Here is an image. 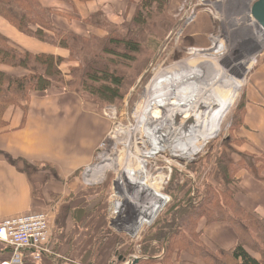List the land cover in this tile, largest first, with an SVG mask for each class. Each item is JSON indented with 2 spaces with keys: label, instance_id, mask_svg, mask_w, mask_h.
<instances>
[{
  "label": "rangeland",
  "instance_id": "obj_1",
  "mask_svg": "<svg viewBox=\"0 0 264 264\" xmlns=\"http://www.w3.org/2000/svg\"><path fill=\"white\" fill-rule=\"evenodd\" d=\"M45 1L59 2L43 0L41 5ZM165 1L159 8L152 5V10H149L151 16L144 26L134 23L138 13L144 17L146 12L137 0L128 1L126 12L118 15L116 22H111L104 14L100 15L98 11L101 9L92 12L91 23L98 28H90L99 33L84 37H129L139 46L131 59L134 63L130 69L120 66L127 80L118 90L120 97L117 99H109L112 102H108L82 89L74 92L78 89L74 76L78 75L79 62L66 61L60 66L66 75L65 81L74 84L68 91H60L80 96L84 110L100 120L98 136L91 138L92 134L86 136L84 133L83 137L92 143L96 137L101 139L93 151L91 162L66 181L60 180L48 166L23 164L22 170L32 178V195L38 205L36 211L31 212H44L49 216L50 243L58 240V229L63 226L61 223L65 217L73 221V227H77V230L72 229V234L78 233L82 253H85L82 259L61 253L60 257L52 256L50 264H183V256L192 258L194 264H204L192 255L194 253L187 243L174 245L172 241L179 236L184 242L214 252L201 240L202 227L210 225L206 223L205 216L198 215L194 222L190 219L182 224L181 208L187 207V203L200 207L203 201L206 203L213 196L220 202H225L226 196L230 202H236L238 177L243 168L253 167L255 158L264 157L258 151H252L243 131L246 93L252 86L254 73L264 64V30L251 16V8L258 0H209L203 5H199L197 0ZM73 5L75 7V0ZM48 9L58 12L57 15L64 11L70 17L76 16V7L72 11L63 2ZM0 22L6 25L3 32L14 44L16 39L10 30L13 28H8L9 25L1 18ZM8 46L14 47L10 42ZM89 46L96 50L97 42L90 41ZM167 62L193 63L210 78L216 75L217 70H223L236 86L223 89L230 97L213 125V132L201 145L196 146L197 142L192 139L191 153L183 158L173 154L167 160L170 166L163 159L153 162L158 164L154 167L158 168L154 175L158 177V191L153 188L155 182L152 181L149 183L152 198L144 196L142 199L149 201V207L156 208L157 212L146 219L144 211L140 213L136 205L141 199L138 191L145 188V183L143 179L133 177L136 166L130 164L128 158L132 154L128 120L136 113L147 88L158 83V69ZM23 106L22 101L20 108H16L22 110ZM149 112L150 117L157 116L156 110ZM178 120L174 119V126ZM104 129L107 130L105 133ZM224 167L227 169L225 175L222 173ZM260 175L264 177V170ZM74 180L76 189L88 190V195L73 199L57 193ZM70 220L67 223H71ZM143 220L146 223H142ZM48 250L51 254V249ZM55 252L58 255V251Z\"/></svg>",
  "mask_w": 264,
  "mask_h": 264
},
{
  "label": "crops",
  "instance_id": "obj_2",
  "mask_svg": "<svg viewBox=\"0 0 264 264\" xmlns=\"http://www.w3.org/2000/svg\"><path fill=\"white\" fill-rule=\"evenodd\" d=\"M59 3L45 1L42 2V6L55 8ZM127 4L128 0H96L88 3L75 1L77 18L68 20L61 14L54 16L52 23L61 31L81 36L97 34L99 32L84 25L82 21L95 10L101 9L108 20L116 22L118 15L122 16L126 12ZM61 13L69 15L64 11ZM4 26L6 25L0 22V34L2 33V36L20 50L32 54H51L64 59L68 56L67 51L27 37L9 25L8 28H13L10 30L16 39L13 40L16 43L14 45L9 36L3 32ZM12 34L10 33L11 36ZM1 70L17 77L26 74L21 69L2 67ZM251 85L246 93L243 131L252 151L256 150L264 155V64L254 73ZM81 101V97L74 93L49 90L44 93H32L25 112L19 108H9L4 113L3 121L6 127L0 131V220L36 211L38 208L32 195V178L22 170L23 164L48 166L56 172L60 180L66 181L91 162L93 151L101 138L96 137L95 142L92 143L88 138L85 139L83 134L87 133L86 136L92 134L91 138L96 136L100 120L85 111ZM105 131L107 130L104 129L103 132ZM238 179L236 202L247 212L264 218V182L257 180L245 170L240 173ZM76 188L74 180L66 184L64 189L57 190V193L73 199L84 197L82 193L85 191ZM64 219L61 223L63 226L60 225L62 227L58 229L60 230L59 235L56 236L58 240L55 239L49 245V249L54 254L52 252L47 254L40 264H50V258L60 257L61 253L79 256L78 259L83 258L85 253H82L78 233L72 234V229L77 230V227H73V221L70 219L65 217ZM69 220L71 223H67ZM201 231L202 243L211 251L231 253L237 245V235L228 223L204 225ZM54 249L58 251V255H55ZM10 254V250L0 244V264L8 262ZM253 256L257 260L260 259L258 254ZM181 260L184 261L183 264L195 262L185 256L181 257ZM24 264L34 263L25 257Z\"/></svg>",
  "mask_w": 264,
  "mask_h": 264
},
{
  "label": "trees",
  "instance_id": "obj_3",
  "mask_svg": "<svg viewBox=\"0 0 264 264\" xmlns=\"http://www.w3.org/2000/svg\"><path fill=\"white\" fill-rule=\"evenodd\" d=\"M41 1L43 0H0V18L27 37L67 51L68 57L64 59L51 54H32L16 47H9L8 39L0 34V131L6 127L3 121L4 113L9 108L19 107L22 101L24 103L22 111L25 112L32 93H44L52 89L68 91L70 85L77 84L78 89L74 92L78 93L82 89L92 96L112 102L111 100L120 97L117 94L118 90L123 88L127 80L123 68L130 69L134 63L132 62L134 60H131L133 54L139 49V46L129 37L96 39L61 31L52 23L53 17L58 12L44 8ZM57 1L66 3L72 11H75L74 0ZM75 1L88 3L96 0ZM137 1L140 8L146 11L144 17L139 13L136 15L134 23L138 26H144L147 22L151 16L149 10L152 5L155 4L159 8V5L167 2L165 0ZM98 12L103 16L101 11ZM59 14L66 16L68 20L77 18L61 12ZM92 15L90 14L82 23L95 28L97 26L91 23ZM93 40L97 42L96 50H91L89 46L90 41ZM112 56L120 59L116 57L114 59ZM75 60L79 62L78 70H76L78 75L74 76L75 83L70 84L65 81L66 75L62 73L60 66L66 61ZM120 66L123 68L121 69ZM2 67L21 69L26 74L21 77L12 76L3 72ZM111 86L115 87L111 88ZM259 158L254 159L253 167L247 166L243 170L264 182V177L260 175L264 170V157ZM222 169L225 175L227 169L226 167ZM214 197L207 199L206 203L203 201L200 207L187 203V207L181 208L182 224L190 219L194 222L198 215L205 216L207 224L228 223L237 235L235 249L231 253L223 251L211 253L201 247L193 246L188 241L184 242V239L179 236L172 239L174 245L187 243L194 253L192 255L204 264H264V218L247 212L235 201L230 202L227 196L224 197L225 202H220ZM170 224L173 222L171 221ZM253 254H258L260 259L257 260Z\"/></svg>",
  "mask_w": 264,
  "mask_h": 264
},
{
  "label": "bare ground",
  "instance_id": "obj_4",
  "mask_svg": "<svg viewBox=\"0 0 264 264\" xmlns=\"http://www.w3.org/2000/svg\"><path fill=\"white\" fill-rule=\"evenodd\" d=\"M167 63L158 69V83L147 88L136 113L128 120L129 147L133 154L128 158L130 164L136 166L133 177L145 183V188L138 191L141 199L136 205L140 213L144 211L146 219L157 212L156 208L149 207V201L142 199L144 196L152 198L150 182H155L153 188L158 191V177H154L158 171L154 167L158 164L153 162L163 159L170 166L167 160L173 154L183 158L191 153L192 139L197 142L196 146L201 145L213 132V125L230 97L223 89L236 86L223 70H217L210 78L193 63ZM151 110H156L157 116L150 117ZM175 118H179L176 126ZM84 191L82 196L88 195L89 191Z\"/></svg>",
  "mask_w": 264,
  "mask_h": 264
},
{
  "label": "built area",
  "instance_id": "obj_5",
  "mask_svg": "<svg viewBox=\"0 0 264 264\" xmlns=\"http://www.w3.org/2000/svg\"><path fill=\"white\" fill-rule=\"evenodd\" d=\"M208 1L197 0V3L203 5ZM49 220L44 212H27L0 220V244L11 253L9 261L2 264H24L25 257L39 263L49 254Z\"/></svg>",
  "mask_w": 264,
  "mask_h": 264
},
{
  "label": "water",
  "instance_id": "obj_6",
  "mask_svg": "<svg viewBox=\"0 0 264 264\" xmlns=\"http://www.w3.org/2000/svg\"><path fill=\"white\" fill-rule=\"evenodd\" d=\"M251 16L264 30V0H258L251 8Z\"/></svg>",
  "mask_w": 264,
  "mask_h": 264
}]
</instances>
